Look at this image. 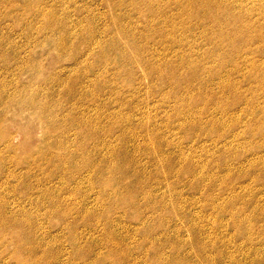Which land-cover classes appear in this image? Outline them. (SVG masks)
I'll return each instance as SVG.
<instances>
[{"label": "rangeland", "instance_id": "374dc122", "mask_svg": "<svg viewBox=\"0 0 264 264\" xmlns=\"http://www.w3.org/2000/svg\"><path fill=\"white\" fill-rule=\"evenodd\" d=\"M115 1L0 0V160L3 162L1 164L3 167L0 169V208L5 209L7 215L11 214L10 211H15L13 209L17 205H20L26 211V216L17 214L6 219L11 223L18 219L32 223L33 229H35L36 224L39 228H43L44 231L50 232L51 237L62 235L55 228V218L50 217L51 210L47 207L48 204L42 203V200L39 198V192L42 188L40 186L48 184L54 188L61 177L60 168L62 165H59L58 161L50 157L49 154L56 153L55 156H57L60 153H66L65 162L72 158L82 160L87 156L74 154V151L78 148L77 142L80 140H77V137L74 135V129H71L68 132L69 135L67 134L65 137V139H69V143L73 141L72 146L67 149L65 147H61L60 150L56 149V145L63 144V138H60V141L55 140L54 138L59 133L54 130H51L50 141L46 135H43V132L39 129V122L36 120L39 110L40 108L41 110L49 109L51 111L50 114L56 113L57 119L55 121L63 119L64 124L70 122V117L66 114L69 110H72L74 117H79L82 113L87 119L94 120V122L98 120L102 125L100 128L104 129L105 126L103 125H106V119L121 110L120 103H115L118 96L120 101L128 103L131 106L132 109L129 110V114L132 116L133 123L136 124L142 114V117L150 118V120L155 122L153 123L152 121V125L156 124L159 134H165L164 136L168 140H172L175 145H180L181 143L184 147L182 149L183 154H191L194 157L193 168H204L207 175L215 174L216 180H225L230 187L235 189V195L240 192L237 195L240 199L236 203L237 205H235L233 213L239 210L238 208H240L242 202L248 203V201L254 200V202L247 204V209L243 211L239 210L238 212L239 214L241 212L242 218L249 216L251 214L249 212H252L253 209L252 205L254 207V205L262 204L264 199V178L261 181H256L253 177L255 173L251 171V168L255 164L253 162H256L257 157L262 156V153H264V150L261 148L259 152L257 150V145L264 142V132L262 130V127H264V120L262 122L264 118V73L260 75L258 73L257 76L256 73H253L252 76L244 80L242 79V75H250L253 72L252 69L259 70V72L264 71V35L261 42L258 39L259 35L264 34V0H216V5H221V8L229 9L233 12L234 19L241 18L235 22H233L232 16L226 17L215 6H209L211 15L207 18L201 17L205 13L201 11L207 8V0H150V5L153 6L151 12L143 11L142 4L138 0H119L120 2L122 1L121 7L113 5L112 3ZM114 6L117 7V10ZM201 6L206 8H202ZM41 12H47L48 15L52 14L59 19L61 18L62 23L68 29L70 28V31L76 37L70 39V36L63 31L60 33L55 26L52 30L48 29L45 25L46 19L42 17ZM201 13L203 15L200 16ZM212 16L215 19L218 18L223 24L218 26V23L211 22ZM237 22L239 24L250 25L251 23V26L255 25L253 30H245L244 32L250 31L246 33L250 38L241 39L244 37L236 30L237 27H240L237 25ZM90 30L94 31V37L88 36ZM154 31L156 33L161 32L167 41H158ZM224 31H229L226 34L231 35L230 37L239 41L235 45L236 47H232L233 44L227 47V44L223 43L224 48L219 50L215 48L211 49L214 46L207 41V38H212L213 42V39L217 40L220 38V33L223 34L225 33ZM81 34L85 39H81L83 36L78 37ZM62 41L67 44L69 43V45L59 54L57 47ZM232 51L234 54L236 52H240L241 54V57L236 61L237 68L235 70L232 65H228V67L226 65L227 68L225 70V65L220 61L225 56V61L229 59L230 55L232 57L234 55ZM118 52H122L120 56ZM136 52L138 55H136ZM99 55L104 56L102 60L97 58ZM139 57L144 59L148 64L149 61L156 60H159L161 63L176 60L175 63H178L182 59L189 58L190 60L186 61H190L195 65L194 67H199L200 69L196 77L201 81L209 82L208 87L203 86L201 89L203 91L202 95L206 99L211 98L209 94L210 90L218 91L220 89L219 85L222 84L224 87H228L224 83L225 77H222L225 74L224 76L228 75L227 77L229 78H226V82L228 79L231 84L236 83L239 88L241 86L242 88L238 92L242 96L245 94V98L253 106L263 108L262 112H260L255 108L247 109L246 107L243 116H241V125L249 123L253 117L257 119V116L261 118L259 120L261 122L253 135L249 129L245 132L242 140L245 143L246 150L237 146L234 151L235 158L237 159L228 162L232 166L231 171H234V174H232L233 178H225L220 168L208 163V158L206 157L208 156V152H212L213 147L216 149L213 135H205L200 138L197 136L196 140H189L183 135L181 137V133L179 134L176 130L177 121L174 118L176 116L179 117L180 114H173L174 116H171V112H176V109H174L176 100L182 99L181 97L185 99V95L187 94V96H192L189 91L186 92V89H176L175 82H169L167 79L164 82L160 81L159 77L161 74L152 72L151 69L143 68L138 60ZM99 61L102 62L100 63ZM230 62H232V59L226 63ZM249 70L252 71L250 72ZM103 72L106 74V90L101 93L99 92V96L95 97L93 101H81L77 108L74 106L75 101L71 102L67 98V93L65 92L67 91L65 87L67 84L64 87L60 85V87L55 80L63 76L62 79L64 80L69 79L74 81L76 78L78 80L81 78L84 81L91 78L89 82H92L97 75ZM149 72H151V76H149ZM180 73L183 75L188 74V72L182 70ZM258 76L261 77V80ZM185 77L188 76H181L183 79ZM50 81L52 82L50 83ZM92 84V91L98 92V89H93L97 88V85L95 84L94 86ZM178 84H182V82ZM88 88L90 89V86ZM101 94L102 96L100 97ZM31 101H34L35 106L31 105ZM71 106L75 109H70ZM220 106H225L227 109L235 107L229 100L220 101ZM198 107L200 108V106ZM198 107L195 108L193 106L192 109L196 111L199 109ZM124 118H118L117 120L123 122ZM135 124V128H138ZM147 125L150 126V123ZM241 130L245 129L242 128ZM101 136L102 133L97 138L85 135L83 139L85 142H90L99 139ZM110 139L112 140L113 136ZM248 142L252 143V145L248 146ZM239 143H241V140H238L237 144ZM154 145L156 146L157 143H154ZM237 148L240 149L238 150ZM163 150L175 154L179 153L168 147H163ZM26 155L28 157H25ZM135 156L134 163L125 165L129 170H133V168H146L147 172L152 170L148 158H145L143 155H141V158L140 153L135 154ZM11 157L15 161V166H13ZM258 161L264 163V160ZM65 167L70 169V163L66 162ZM256 167V170L260 171L264 168L260 164L256 165ZM85 170H87V167L82 169L83 178ZM238 171L241 172L239 176L236 175ZM11 173L18 177L11 176ZM49 175H54L56 178V180H52V185L49 183V180L44 181L48 179L45 177ZM68 175L70 176V174ZM171 175H175L173 170ZM80 177L82 178V176ZM71 178H73L72 181L66 182L68 184L67 187L78 186L81 190V197L87 198V202L85 201L86 207H90L91 201H95V196H97V189L92 188L85 180L82 179V181L75 175L71 174ZM144 179L148 182L154 181L153 177H151L153 181H150L147 175L143 177ZM168 179L170 187L165 191L166 201H177L173 208L179 204L182 207L184 206L185 212L190 216L193 215L192 217L195 218L191 217L192 222L197 227L201 226L209 234L218 233L219 239L222 238V241L235 233V229L229 223L232 216L230 212L232 211H223L218 207L219 204L226 202L230 197L224 189L220 188L215 192H210L204 187L197 191L193 189L185 190L182 189L181 182L176 184V179L170 177ZM22 181H26L27 183L24 182L23 185ZM183 181L186 182V179ZM193 181L195 180L190 181L191 185H195ZM209 182L210 179L206 178L201 181L200 185H207ZM20 183L21 186H19ZM156 190L159 189L154 187V192H157V196H159L162 193V189L159 190L161 192ZM253 196L256 198L254 197L253 199ZM247 197H249V200L246 199ZM255 199L258 203L255 202ZM240 200L243 201L241 202ZM43 212L44 214H42ZM127 212L122 214L120 212L118 214L113 213L112 219L115 216L120 218V226L116 227L118 229H113L112 235L118 234L125 244L131 246L130 263H134L137 260L136 258H138L137 264H186L183 257H186L187 261L191 263L196 262L194 258L195 247L188 240L191 236V233L187 231L189 222L181 220L182 226L181 224L179 226L180 220L178 221L175 216V219L170 217V214L166 211L165 213L163 212L161 216L164 226L162 225V228L159 227L158 230L156 228L153 237L161 238L162 240H166V242L162 248L154 247L157 250L156 253L152 251L148 253V249L146 251L143 249L147 246H143L141 237L142 223L137 224L136 218L132 215L131 211ZM36 214L38 220L35 219L34 215ZM44 215L48 217L46 218ZM254 216L259 217L256 213ZM256 218L254 219L255 222H253L256 225L251 227L253 228V232L250 234V241H244L242 238L237 239L233 244H229V252H235L234 250L238 247H245L246 249L251 248L253 251L257 250L258 258L264 256V219H261L263 217H259L262 220L260 221V219L257 218V220ZM160 220L157 221L160 222ZM81 226L86 228L84 227L85 225ZM175 226L179 227L176 228ZM129 233L132 237H129ZM185 234H187L186 237ZM96 235L103 237V230L96 231L94 236ZM211 235L214 236L213 234ZM58 238L61 240L60 237ZM16 239H11L10 235L0 236V242L3 245L6 243V245H9L7 248L9 254L13 250L12 248H14L13 245H15L13 244L15 241L13 240ZM52 239L48 237V241ZM56 244H58L57 241L51 245ZM59 245L66 247L67 251L69 250L68 243H65V241L62 240ZM94 245L97 246V249ZM94 245L95 248L93 247V249L95 252H98L97 256L99 258L101 257V253L102 256L106 252L111 255L112 250L110 251L109 243L102 242L100 244L101 249L97 241ZM207 249L208 254L214 257H209L210 260L202 259L201 262H206L205 264H223V261L218 258L217 251H215L216 248L212 249L209 246ZM137 251L140 253L138 257V254L136 255L135 253ZM23 252L26 253L25 251ZM62 260L61 262H67L65 258H62ZM3 261L5 264H13L8 259ZM89 261H85V264H89ZM108 262L106 261L105 264H109ZM67 263L84 264V261L76 259V261H68ZM118 264L125 263L118 261Z\"/></svg>", "mask_w": 264, "mask_h": 264}, {"label": "bare ground", "instance_id": "6f19581e", "mask_svg": "<svg viewBox=\"0 0 264 264\" xmlns=\"http://www.w3.org/2000/svg\"><path fill=\"white\" fill-rule=\"evenodd\" d=\"M138 1L142 4L143 11L151 12L153 6L150 5L151 3L150 0H138ZM121 2L119 0H116L112 4L121 7L120 6L122 4ZM209 6H215L216 8H219L221 13L226 17L228 16L233 17L232 15L233 12L229 9L226 10L221 8L220 7L221 5H216V0H207V4H206L207 8L201 6L202 8H206L201 11V12H205L203 13L204 15L202 13L200 14V16L203 15L201 17L207 18L209 15H211ZM115 8L117 10V7ZM200 8L198 9L200 10ZM40 14L42 15L43 18L46 19L45 25L48 29L52 30V28L55 26L60 31V33L63 31L68 36H70V39L72 37H76V35L70 31L71 29L70 28L68 29L64 25V23H62L61 18L59 19L58 17L52 14L48 15L47 12L46 13L41 12ZM188 14H190V12H188ZM213 16L211 22L218 23L217 24L218 26L223 24V22L218 20L217 17H216L217 19H215V17ZM240 19L241 18L234 19L233 22ZM237 23H238L237 25H239L240 27L239 28L237 27L236 30L244 37L241 39H246V37L250 38V36L246 34L249 33L250 31L246 33L244 32L245 30H253L255 25L251 26V23L250 25L239 24V22ZM226 33H229V31L228 32L226 31L223 34L220 33V38H218L217 40L213 39V42L211 40L212 38L211 39H209V37L207 38V41L214 46L211 49L215 48L219 50L221 48H224L223 43H226L227 47L230 46L231 44H233L232 47L234 48L236 47L235 45H237L239 41H236L235 38L230 37L231 35L229 36V34ZM154 34L157 37L158 41H167L161 32L156 33V31H154ZM263 35L264 34L258 36L260 42L263 39ZM81 36L83 35L81 34L78 37ZM88 36L94 37L95 36L94 31L90 30ZM81 39L82 40L85 39L84 36L81 37ZM68 45L69 43L67 44L64 41H62L60 45H58L57 47L59 54L62 53L63 50H65L66 46ZM118 53L120 56L122 52L121 53L118 52ZM136 55H138L137 52ZM234 55L232 57L230 55L229 59H227L226 61H225V57H226L225 56L223 60L220 61L225 65L224 66L225 70L228 67V65H232L233 68H235L236 70L237 68L236 61L238 58L241 57V54L240 52L239 53L236 52ZM103 57H104L103 55L97 56L99 60H102ZM230 59H232V62L226 63ZM138 60L143 68L151 69L152 72H157L161 74L159 77L160 81L164 82L167 79L169 80V82H175L176 89H183V90L186 89L185 90L186 92L189 91V93L192 96H187L188 95L187 94L185 95L187 99L181 97L182 99H179L178 101L176 100L174 106L176 112L174 111L171 112V116L173 114H180L179 117L176 116L174 118L177 121L176 130L178 131L179 134L181 133L180 134L181 137L183 135L186 137V139L188 138L189 140H196L197 136L198 138H200L205 135H213L214 136L213 141L216 144V149L213 147V151L208 152V156L205 155L208 158V163L212 165H216L218 168H220L221 173L225 178L227 177L233 178L232 174H234V171H231L232 166L228 162L237 159L235 158V153H234L237 146H240L241 148L246 150L244 146L245 143L242 140L244 138L245 132L248 131L249 129L252 132L251 134L253 135L254 131H256L259 128L260 126L259 124L261 122L259 121L261 118L257 116V119L256 117H253L249 123L247 122V124L244 123L243 125H241L242 123L241 116H243L246 107L247 109L255 108L260 112H262L263 108L253 106L245 98L244 96L245 94L242 96L238 92L239 89L242 87L240 86L239 88L237 86L238 84L236 83H235L236 85L231 84L228 81L229 79L227 77L228 75L224 76L225 74L222 77H225L224 83L228 85V87H224L222 84L219 85L220 89L218 91L210 90L209 94L211 95V98L206 99L202 95L203 91H201V89L203 86L208 87L209 82L207 83L204 82L203 80L201 81L200 79H198V77H196V75L200 72V69L199 67H194L195 65H193L190 61H186V60H190L189 58L182 59V61L180 62L178 61V63H175L176 60L164 61L162 63L159 62V60H156V61H149L148 64L141 57H139ZM99 62L101 63L102 61ZM199 65L201 66L200 63ZM181 70L184 72H188V74L187 73L184 75L181 74L180 73ZM252 70L253 72H251ZM252 70L251 71L249 70L251 72L250 75L241 74L242 79L244 80L247 77L252 76L253 73H256V76L258 75V73L259 75L264 73V71L259 72V70L256 69L255 70L252 69ZM105 75L106 74L104 72L97 75L95 80L92 79L93 80L92 82H89L91 81V78L85 79L84 81L81 78L79 80L78 78H76L74 81H72L69 79L68 80L62 79L63 76L62 78L60 76V78L55 80L58 82L57 83L58 86L62 85L64 87L65 84H67L65 86L67 88V91H65L67 93V98L70 99L71 102L75 101L74 102L75 105L73 103L72 104L77 108L79 106L78 104L81 101L84 100L93 101L95 100V97L99 96V92L101 93L106 90L105 88H107V86L105 81V77H106ZM149 76H151V72H149ZM181 76H188V77H185L183 79L181 78ZM226 78H228L227 82H226ZM258 78L261 80L260 76H258ZM51 82L52 81H50V83ZM180 82H182V84H178ZM92 83L94 84V86L95 84L97 85V88H93V89H98V92L92 91L91 88ZM89 86L90 89L88 88ZM101 96L102 94L100 95V97ZM221 99L229 100L235 107L233 109H227L225 108V106L224 107L220 106V101H222ZM34 101L30 102L31 105L33 106H35ZM115 103H120L121 110H119L117 113H114L113 115L109 116L106 119V125H103L105 126L104 129L100 128L102 125L98 120H95L94 122V120L92 121L91 119H87L83 116L82 113L81 116L74 117L73 111L69 110V112L66 115L70 117L69 118L70 122L64 124L63 119H61V121L60 120H57V122L55 121L57 119L56 113L50 114L51 111L49 109L41 110L40 108L36 120L39 122V129H41L43 135L44 136L46 135V137H48L50 141L51 130H54L59 133L58 136H61V137L58 136L55 137L54 138L55 140L57 139L60 141V138H63V144L57 143L58 145H56L55 148L60 150L61 147H65L66 149L71 147L73 141L72 142L70 141L69 143V139L67 140L65 139V137L67 136V134L69 135L68 132H70L71 129H74L73 131L74 135L77 137V140L80 139L77 142L78 148H76L74 154L78 156H87V157L82 160L76 158L68 159L66 162L70 163V169H69L65 167L66 162L64 158H66V153H62V154L60 153L57 156H55L56 153L49 154L50 157L55 158V160L58 161L59 165H62L60 168L61 177L57 181L56 184L57 186L55 185L54 188L48 184L44 186H40L42 188L39 192L40 194L39 198L42 200V203L48 204L47 207H49L51 210L50 217L55 218L54 220V222L56 223L55 228L57 229L59 234L60 233L62 234L61 236L58 234L59 236L51 237L50 232L44 231L43 228H39L38 226H36V224H35V229H33L32 223H27L23 220L18 219L13 223L9 222L6 218L13 217L17 214H23L26 216V211L20 205L15 206V209H13L15 211H10L11 212L10 215H7L5 213V209L3 210L0 208V236L10 235L11 239L17 238L16 240H13L15 241V243L13 244L15 245H13L14 248H12L13 250L11 251L10 254L8 253L7 250L9 245H6L7 243L3 245L0 242V264H5L3 260H7V259L10 260V263L13 264H38V263L68 264L67 263L68 261L72 262V261H76V259H80L84 261V264L85 261L87 260H90L89 264H105L106 261H109L108 262L109 264H118V261H122L125 264H137L138 258H136L137 260H135L134 263H130L131 246L129 244H125L124 241L120 239L121 237L118 234L114 236L112 235L113 229H118L116 227L120 226V220H119L120 218L115 216L112 219L113 213L118 214L120 212L122 214L127 211H131L132 215L136 218L137 224L142 223L141 227L143 229H142L141 237L143 240V246L144 247L147 246L146 248L143 249L144 251L148 249L147 250L148 253L150 251L156 253L157 250H155L154 247L162 248L166 242V240H162L161 238L153 237L155 229L157 228L158 230V228L163 225V219L161 215L163 212L165 213L166 211L170 214V217L174 218L175 216V218L178 221L180 220L179 226L181 224V220L189 222L187 231L191 233V236L189 237L188 240H190L191 244L195 247L194 258L196 259V262L191 263L190 261H187L186 257H183V260L186 261V264H190V263L205 264L206 262L205 263L201 262L202 259L205 260V259H209V257H214L211 256V254L210 255L208 254L207 248L209 246L212 249L216 248L215 251H217L218 258L219 260L221 259V261H223L222 262L223 264H249V263L264 264V256L258 258L257 250L253 251L251 248L246 249L245 247L244 248L238 247L236 250H234L235 252H229L230 250L228 251L229 244L231 243L233 244L237 239L242 238L244 241H250L249 237L251 232H253V228L251 227L256 225L253 224V222H255L254 219L257 217V216L255 217L254 214L256 213V215L258 214L259 217H263L261 219H264V199L262 204H257L258 202L255 199L257 205H254V207L252 205L253 209L252 212H249L251 213L249 214V216H245L244 218H242L241 212L240 214L238 212L239 210L243 211L247 209L248 208L247 204L254 202V200L250 202L248 201V203H244L242 202L243 200H240L242 203L240 204V208H238L239 210L236 213H233V209L235 205H237L236 203H238L240 199L237 196L238 194H240V192L239 193L237 192L238 194L235 195V189L233 187H230L225 180H221V179L216 180L217 177L215 174L207 175L204 168H193L194 157L191 154H186V155L183 154L182 149L184 147L181 145V143L180 145H175L174 142H172V140L170 141L168 140V138H166V136H164L165 134H159L157 130L158 128H156V124L152 125L153 120H150V118H144V116L142 117L143 115L142 114L139 121H137V123L135 124L132 121V116L129 114V110L132 109L131 106L128 103L120 101L119 96L116 99ZM193 106H195V108L200 106V108L198 107L199 109L195 111V109H192ZM70 109H75V108H72L71 106ZM122 117H125L123 122L117 120L118 118H122ZM263 120L264 118L262 119V122ZM148 123H150V126L147 125ZM153 123L155 122L153 121ZM134 124L138 128H135ZM242 128H244L245 130H241ZM165 129L167 128L165 127ZM239 129L240 131H238ZM262 130L264 132V127H262ZM189 132H191V134H189ZM259 132L261 131L259 130ZM101 133L102 136L95 141L85 142L83 139L85 135L89 137L97 138L98 136H100ZM111 136H113L112 140L110 139ZM238 140H241V143L237 144ZM114 143L116 144L114 145ZM154 143L155 144L157 143V145L155 146ZM247 145L251 146L252 143L248 142ZM163 147L164 148L168 147L169 149L175 150L179 153L175 154L163 150ZM260 148L264 150V142L259 143L257 145L258 152ZM237 149L239 150L240 148ZM139 153H140V157L141 155H143L145 158H148L150 160L149 163L151 164L150 166L152 167V170H149L148 172L146 168H142V169L133 168V170H129L127 166H125L128 163H134L136 158L135 154H139ZM251 156H256V155H251ZM25 157L28 156L26 155ZM12 158L13 157H11V159ZM258 160H264V153H262V156L257 157L256 162H253L255 163L253 165V168H251L252 169L251 171L255 173L254 174L252 172L254 174L253 175L254 179L256 181H261L264 178V168L261 171L256 170L257 168L256 165L260 164L263 165L264 167V163L259 162ZM12 162H13V166H15V161L13 160ZM2 163L3 162L0 160V169L1 167H3L1 165ZM144 163L146 164V162ZM85 167H87V170L84 171V178H83L82 169ZM172 170L174 171L175 174L174 176L171 175ZM238 172L236 174L237 176L241 174V172L239 173ZM11 174H12L11 176L15 178L18 177L13 173ZM68 174H70V176ZM71 174L79 177L80 180L82 179L85 180V182L88 183V185H90L92 188L97 189V196H95V201H91L90 207L88 208L86 207L85 201L87 202V198L81 197V190L78 188L77 185H76L77 187H70V188L67 187L68 184H66V182L68 181L69 183V181H72L73 179L71 178ZM146 175L150 181L152 180L151 177H153L154 181L152 180L153 182H148L145 181V179L143 180V177H145ZM80 176H82V178ZM168 177L176 179L177 181L176 184L181 182L182 183L181 187L182 189L185 190L193 189L197 191L200 188L204 187L206 190L210 192H215L220 188L224 189V191L227 192L230 197L226 202L223 203L220 202L221 204H219L218 207L223 211H232L230 212L232 216L231 219L229 220V223L235 229V233L231 236H228L227 239L222 241L221 240L222 238L219 239L218 233L216 234L211 233L214 235L212 236L211 234L204 231V229L201 226L197 227L195 223L192 222L191 217L193 215L192 216L188 215L184 210V206L182 207L181 204H179L178 206L173 208L174 204H176L177 201L173 202L172 200H168L169 201L168 202L166 201L167 199L165 195L166 194L165 191L170 187L169 186L170 182H168L169 180ZM45 178L44 181L49 180V183H51V185L53 183L52 180H56L54 175H49ZM182 178L183 180L186 179V182H184ZM206 178H209L210 182L207 185L201 186L200 185L201 181L205 180ZM192 180H195L193 181L195 185H191L190 181ZM24 182L26 181H22L23 185ZM19 186H21V183L19 184ZM154 187H157V189L159 190L162 189V193L159 196H157L158 195L157 192L156 193L154 192ZM247 193L249 194V192ZM254 197L255 196H253V199ZM248 198L249 197H247L246 199ZM42 214H44V212ZM34 216L35 219L38 220L37 214ZM47 217L48 216H46V218ZM259 217L257 218L260 219ZM261 219L260 221H262ZM157 220H160V222ZM81 225H85L84 227L86 228H83V226ZM98 230H103L104 233V235H102L103 237L98 235L94 236L95 232ZM186 235L187 234H185V237ZM48 237L50 239L51 238L53 239L48 241ZM58 237H60L61 240ZM129 237H132L130 233H129ZM62 240L65 241V243H68V248H69L68 251L66 247L59 245L61 244ZM56 241L58 243L56 244L57 246L51 245L52 243L53 244L56 243ZM96 241L98 242L100 249H101L100 244L102 242L109 243L111 248L109 249L110 251L112 250V253L110 252L111 255L106 252V254L102 256L101 253V257L99 258V256H97L98 252H95L93 249ZM95 247L97 249V246ZM23 251H25L26 253H24ZM104 251L106 250L104 249ZM135 253L136 255L138 254L137 257L140 256L139 255L140 253L138 251ZM90 255L92 256L90 257ZM175 255H177V253H175ZM62 258H65L67 262H61L63 261ZM225 259H227V261H225Z\"/></svg>", "mask_w": 264, "mask_h": 264}]
</instances>
